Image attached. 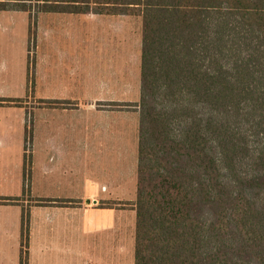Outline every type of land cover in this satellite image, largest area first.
<instances>
[{
  "label": "trees",
  "instance_id": "trees-1",
  "mask_svg": "<svg viewBox=\"0 0 264 264\" xmlns=\"http://www.w3.org/2000/svg\"><path fill=\"white\" fill-rule=\"evenodd\" d=\"M35 2L142 18L134 264H264V0Z\"/></svg>",
  "mask_w": 264,
  "mask_h": 264
},
{
  "label": "rangeland",
  "instance_id": "rangeland-1",
  "mask_svg": "<svg viewBox=\"0 0 264 264\" xmlns=\"http://www.w3.org/2000/svg\"><path fill=\"white\" fill-rule=\"evenodd\" d=\"M97 19L89 17V60L82 77L76 69L64 74L60 62L51 65L47 47L38 49L37 38L35 48L33 37L30 42L27 25L0 21V194L19 201L23 232L19 240L10 232L9 240L4 237L0 264H134L138 109L126 107L128 102L102 103L132 111L123 115L99 111L89 101L138 99L139 53L99 66L100 58L112 53L97 40L118 31L138 32L140 25L120 17L127 26L119 28ZM62 29L56 26L64 35L59 52L75 49L74 42L84 39L75 32L69 41ZM63 98L68 99L64 106ZM37 196L72 197V204H34ZM92 196L100 199V212L81 211L77 200L91 202ZM61 206L70 210L60 212Z\"/></svg>",
  "mask_w": 264,
  "mask_h": 264
},
{
  "label": "crops",
  "instance_id": "crops-1",
  "mask_svg": "<svg viewBox=\"0 0 264 264\" xmlns=\"http://www.w3.org/2000/svg\"><path fill=\"white\" fill-rule=\"evenodd\" d=\"M1 2L10 3L8 0H0ZM14 0H11L13 2ZM25 2L18 4L19 7H7L1 6L0 3V21L5 22L6 25H8L9 22H18L19 24L27 25L29 32L28 36L31 42V38L34 39V48H35V41L36 38L39 39L38 41V49L40 47V44L42 46H46L47 48H43L44 51L48 50L47 53L50 55V59H53L51 62L52 64L59 65V62L61 63L59 66H62L64 68V74H71L72 69H76L78 71V74L80 77L85 75L84 71L87 68L88 65V58H87V50H88V25H89V17H97V20L100 21H108V22H114L116 23L119 28L122 27L123 24H126V21L119 20L120 17H125L128 21V24L130 25L131 22H135L137 25H140V31L138 32H116L112 34L111 36H100V46L104 47L105 53H112V55H103V57L100 58L101 62L99 63V66H108L107 63L104 61L107 59H118L121 55H127V54H135L136 56L139 53V78H140V70H141V52H142V18L139 14H108V13H93L89 12L88 10L84 12H70V11H62L58 7L54 9L44 10L42 7V2H35L33 1V5L31 8H29ZM53 2H50L52 4ZM5 4V3H4ZM24 6V7H23ZM27 6V7H26ZM55 6V5H54ZM104 17V18H103ZM94 22L96 20H93ZM56 26H60L63 28L62 30H67V33L65 34L67 38L69 37V41H71L75 35V32H77L80 35V38L84 39L80 42V45L78 42L76 43L75 49H67L69 51H63L59 52L60 49L63 47L60 46V37H64V35L57 34ZM124 28V27H123ZM124 30V29H123ZM53 37H49V36ZM77 36V35H76ZM22 40H23V36ZM44 40H41V39ZM140 38V39H139ZM77 39V38H76ZM46 42L48 44H46ZM49 47V48H48ZM83 51L85 53H83ZM80 55V56H78ZM75 56V59H74ZM78 56V57H77ZM80 59V60H78ZM85 59L84 61H82ZM62 72V71H61ZM141 84V82H140ZM139 96H140V89H139ZM68 99L63 98L61 99V105L62 102H67ZM139 97L137 100L134 101H123L118 98H115L113 100H99L100 104L96 103L99 102L98 100L95 101H89L91 107L95 106L99 111H103L102 109H111L112 111H118L120 114L123 115H131L132 111H128L127 109H121L123 106L114 105L113 107H104L102 105L103 102H128V103H135L138 102ZM74 101V99H73ZM83 105V104H81ZM110 105V104H109ZM64 106V105H63ZM126 107H130L126 106ZM64 111H66V107H63ZM133 109V108H132ZM131 110V109H130ZM100 113V112H99ZM135 113V112H134ZM100 117L108 118L106 115H100ZM101 119V118H100ZM100 138V133H98V139ZM19 195H16L15 197H18ZM14 198V197H13ZM76 199H79L78 197H75ZM92 201L90 202V198H88L85 202H79L77 200V205L80 207L81 211H85V213H89L90 211H98L100 212V199L98 197L92 196ZM46 200V201H45ZM62 201L63 203H59V201ZM72 200V197H66V196H37L36 197V203L34 204H61L64 205L66 201V204H72L70 202ZM19 201L15 200H8L6 196L0 194V243L3 242L4 237L9 240L8 232H10V235L12 238H14V241L19 240V238L23 237V232L20 224V214L17 209H19L18 206L15 204ZM57 202V203H55ZM90 202V203H89ZM11 203L10 206L7 204ZM13 206V207H12ZM45 209H53L46 207ZM60 212H67L70 210L67 206H61L57 207ZM55 210V209H54ZM71 213V212H68ZM31 232L27 233V239L29 240V237H31ZM80 246V245H79ZM28 251V250H27ZM39 252V251H38ZM37 252V253H38ZM36 253V254H37ZM28 254V253H27ZM2 256H0L1 260Z\"/></svg>",
  "mask_w": 264,
  "mask_h": 264
}]
</instances>
